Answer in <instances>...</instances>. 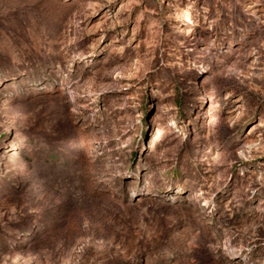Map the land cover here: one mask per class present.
<instances>
[{
  "label": "rangeland",
  "instance_id": "rangeland-1",
  "mask_svg": "<svg viewBox=\"0 0 264 264\" xmlns=\"http://www.w3.org/2000/svg\"><path fill=\"white\" fill-rule=\"evenodd\" d=\"M0 264H264V0H0Z\"/></svg>",
  "mask_w": 264,
  "mask_h": 264
}]
</instances>
